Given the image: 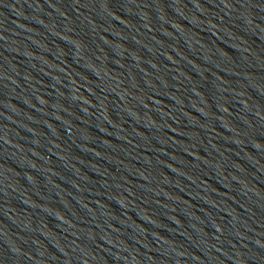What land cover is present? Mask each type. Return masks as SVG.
I'll return each mask as SVG.
<instances>
[{
    "label": "water",
    "instance_id": "95a60500",
    "mask_svg": "<svg viewBox=\"0 0 264 264\" xmlns=\"http://www.w3.org/2000/svg\"><path fill=\"white\" fill-rule=\"evenodd\" d=\"M105 264H264V131L189 185Z\"/></svg>",
    "mask_w": 264,
    "mask_h": 264
}]
</instances>
